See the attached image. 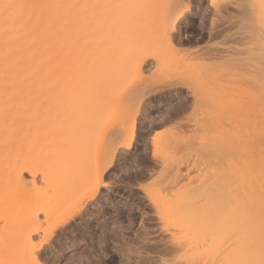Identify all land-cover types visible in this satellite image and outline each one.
I'll list each match as a JSON object with an SVG mask.
<instances>
[{"label":"rangeland","instance_id":"1","mask_svg":"<svg viewBox=\"0 0 264 264\" xmlns=\"http://www.w3.org/2000/svg\"><path fill=\"white\" fill-rule=\"evenodd\" d=\"M263 26L264 0H0V264H264Z\"/></svg>","mask_w":264,"mask_h":264},{"label":"bare ground","instance_id":"2","mask_svg":"<svg viewBox=\"0 0 264 264\" xmlns=\"http://www.w3.org/2000/svg\"><path fill=\"white\" fill-rule=\"evenodd\" d=\"M52 1H53V0H52ZM55 4H56V3H55ZM55 4H54V5H51L52 7L55 6L53 10H56L57 12L61 11V10H62V7H61V6H58V5H55ZM43 5H44V4H43ZM43 5H42V6H43ZM48 6H49V5H48ZM46 7H47V5H46V6L44 5L43 7H40V8H39V10H40V9L42 10V12H41L42 15L45 14V8H46ZM187 7H188V6H187ZM46 11H47V10H46ZM49 12H50V11H49ZM53 12H55V11H51V12H50V15H51V13H53ZM183 12H184V11H183ZM183 12H181V13L183 14ZM178 14H179V13H178ZM182 14H181V15H182ZM32 17H33V16H32ZM32 20L34 21V19H32ZM175 20H176V19H175ZM33 21H32V24H31V22L29 23L28 32H29L30 35H28V36H34V35L37 36L39 33H40L39 35L42 36L43 34H41L42 31L40 32V30H41V28H43L44 26H43V27L40 26L41 28H36V27H35L36 24H34ZM40 23H42V21H41ZM44 23H46V22H44ZM44 23H43V24H44ZM165 23H166V22H165ZM165 23H164V24H165ZM167 24H168V23H167ZM44 25H45V24H44ZM172 25H173V24H172ZM172 25H171V27H173ZM56 26H57V24H56ZM168 26H169V24H168ZM45 27H47V25H45ZM52 27H53V26H52ZM174 27H175V26H174ZM263 27H264V26H263ZM263 27H262V28H263ZM30 28H32V29H30ZM53 28H54V27H53ZM29 29H30V30H29ZM33 29H34V30H33ZM44 29H45V28H43V30H44ZM163 29H164V31H163ZM171 29H172V28H171ZM51 30L53 31V29L50 28L49 31H50L51 33H50L49 31H46V32H48V33L43 32V33H45L44 36H54V34H52V31H51ZM168 30L170 31V29H168V27H167L166 25H164V28H162V35H164V36H170V35H169L170 32H169ZM168 32H169V33H168ZM53 33H55V31H53ZM58 33H59V32H58ZM36 34H37V35H36ZM55 35H57V34H55ZM21 36H22V35H21ZM58 36L60 37L61 35L58 34ZM58 36H57V37H58ZM57 37H56V38H57ZM59 37H58V38H59ZM47 38H49V37H47ZM50 38H51V37H50ZM56 38H55L54 40H56ZM52 39H53V38H52ZM60 39H61V38H60ZM43 40H44V39H43ZM46 40H47V39H46ZM47 41H48V40H47ZM56 42H57V41H56ZM59 42H60V40H59ZM46 43H47V42H46ZM46 43L44 44L45 47H46ZM47 44H48V43H47ZM53 45H54V44H53ZM54 46H56V44H55ZM29 47H30V50H31L32 47H31V46H29ZM56 47H57V48H58V47H61V45L58 46V43H57V46H56ZM46 49H47V48H46ZM49 49H50V48H49ZM53 50H54V48L52 49V51H53ZM57 50H58V49H57ZM57 50H55V51H57ZM59 50H60V49H59ZM31 52H32V51H31ZM32 53H33V52H32ZM45 53H46L45 55L48 54V58H49V56H51L49 53H52V54H53V52H51V49L49 50V52L45 51ZM55 53H56V52H54V54H55ZM57 53H58V52H57ZM45 55H44V56H45ZM59 56H60V54H59ZM59 56H58V60H59ZM45 57H47V56H45ZM45 60H46V58H45ZM58 60H56V61H58ZM56 61H55V64H57ZM43 62H44V60H43ZM47 62H49L48 59H47ZM47 62H46V63H47ZM46 63L43 64L44 66H46V67H44V68L49 67V63H48V66H47ZM52 64H53V63H52ZM59 64H61V63H58V66H59ZM55 67H56V65H55ZM57 68H58V67H57ZM47 80H48V79H46V81H47ZM132 132H133V130H132ZM28 168H29V166H27V165H26V166H22L21 169H20V171L18 172V174H16V177L19 176L18 178H21V177H22V174H23V172H24V170H25V169H28ZM258 170H259V169H258ZM257 172H259V171H257ZM260 172H261V171H260ZM253 173H254V172H253ZM255 173H256V172H255ZM255 173L253 174V177H252V178H254ZM258 174H259V173H258ZM260 174H261V173H260ZM17 175H18V176H17ZM20 176H21V177H20ZM257 176H259V175H257ZM257 176H256V177H257ZM254 179H256V178H254ZM258 179H259V178H258ZM256 180H257V179H256ZM256 180H254V181L256 182ZM256 183H257V182H256ZM254 184H255V183H254Z\"/></svg>","mask_w":264,"mask_h":264}]
</instances>
